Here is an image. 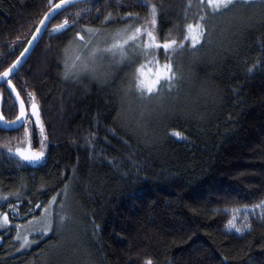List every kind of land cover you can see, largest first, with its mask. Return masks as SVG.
Listing matches in <instances>:
<instances>
[{"label": "trees", "instance_id": "16d2710c", "mask_svg": "<svg viewBox=\"0 0 264 264\" xmlns=\"http://www.w3.org/2000/svg\"><path fill=\"white\" fill-rule=\"evenodd\" d=\"M153 2L165 5L164 28L174 35L197 12V0L187 9V0ZM48 7V0H0V71L23 50L13 41L26 43ZM125 12L143 18L148 9L90 0L63 10L50 27L65 16L76 26L63 36L45 32L12 77L22 97L35 91L49 144L37 166H17L0 151V193H22L16 214L8 207L14 198L0 201L12 221L0 228V264H264V220L252 217L247 234L222 229L228 207L264 200V8L241 5L211 17L197 55L175 54L183 73L175 91L150 99L126 93L127 69H113L104 86L65 80L62 50L71 34L83 24L122 27L129 21H102ZM0 98L11 119L17 109L5 85ZM23 133L0 126V149L25 146ZM38 136L34 129L35 148ZM65 184L71 220L63 232L29 233L34 243L20 248L15 224L40 216Z\"/></svg>", "mask_w": 264, "mask_h": 264}, {"label": "snow or ice", "instance_id": "6c2138e0", "mask_svg": "<svg viewBox=\"0 0 264 264\" xmlns=\"http://www.w3.org/2000/svg\"><path fill=\"white\" fill-rule=\"evenodd\" d=\"M134 2L148 9L145 17L142 18L139 13L133 12H125L115 17L109 13L104 16L102 23H112L117 19L127 20L129 23L114 30L83 24L80 25L79 30L71 34V39L62 50L65 69L62 75L65 80L78 82L81 78L87 77L104 86L113 69H127L124 73L127 83L122 85L126 93H135L141 98L150 99L151 95L160 96L169 90L175 91L183 79L175 54L187 51L194 57L197 55L199 48L209 42L211 33L206 24L211 17L227 13L241 5L264 8V0H197V12L193 22L184 24L174 35L172 28H164V25L169 23V17L162 2L156 3L153 0H134ZM48 3L50 7L36 24L35 31L30 33L32 39L24 43L22 37H17L13 45L19 42L23 44V50L0 71V84H4L8 94L12 96L10 107L17 109L11 119L7 118L2 110L3 99L0 98V124L7 126L8 131L23 127V136L27 142L26 147L5 146L0 151L5 152L9 159H15L17 166H23L25 163L36 165L44 160L49 140L35 91L25 89V95L22 97L21 91L17 89L11 77L18 75L24 63V57L32 50V46L38 42L44 32H48L50 36H63L78 22L77 19L70 21L65 16L61 22L53 24L49 29L48 24L51 20L70 6L72 0H58V2L48 0ZM191 6L192 0H187L185 8ZM97 13L99 14V10ZM185 19H187V11H185ZM134 21L140 22L134 23ZM246 27L247 25L241 24L239 31H243ZM149 65L152 67H147ZM257 65L250 67L248 71H252ZM34 129H38L39 148L32 146ZM110 131L114 130L110 129ZM173 135L179 137L181 133L173 132ZM44 188H47V185L42 183L40 189ZM68 188L69 185L65 184L63 189L52 195L43 205L40 216H32L23 224H15L14 240L19 243L20 248H27L34 243L29 233L43 236L48 233L60 235L63 232L65 225L71 220L66 206ZM21 196L20 190L0 193V199L7 201L8 198H14L16 200L15 205H8L9 209L14 210V214L18 212ZM253 207L264 209V200ZM235 211L233 210L234 214L226 222V231L247 234L252 228L248 216L245 215L237 222ZM11 223L7 211L0 213V228L7 227ZM92 226L94 229L99 227L94 219ZM145 264H153V260L148 258Z\"/></svg>", "mask_w": 264, "mask_h": 264}, {"label": "rangeland", "instance_id": "374dc122", "mask_svg": "<svg viewBox=\"0 0 264 264\" xmlns=\"http://www.w3.org/2000/svg\"><path fill=\"white\" fill-rule=\"evenodd\" d=\"M100 28H105V29H109V30H114L120 27H116L111 29V25L110 24H106L104 26H101ZM3 199H0V201H2ZM258 203L255 204H245V205H240V206H233V207H228L227 211L229 212V218L234 214L233 210L235 211V215L237 218V222H239L240 220H242L244 218L245 215L248 216V219L250 220L252 217L254 218H259L261 220H264V216H262V213H264V209H260L257 207H253L254 205H257ZM222 229L224 231H226V223L223 225ZM227 232V231H226ZM235 233V232H232ZM239 234V233H237ZM1 241V239H0ZM145 264V263H144Z\"/></svg>", "mask_w": 264, "mask_h": 264}, {"label": "water", "instance_id": "95a60500", "mask_svg": "<svg viewBox=\"0 0 264 264\" xmlns=\"http://www.w3.org/2000/svg\"><path fill=\"white\" fill-rule=\"evenodd\" d=\"M85 1H90V0H72V4H71L70 6H68V7H66L65 9H67V8L73 6V5H76V4H78V3L85 2ZM65 9H64V10H65ZM53 19H54V18H53ZM53 19H52V20H53ZM52 20H51V22H52ZM50 24H51V23L48 24V28H49ZM44 34H45V32L40 36L38 42H37L34 46H32V50H31V51H30V52L24 57V63H23V65H22V67L25 65V63L27 62L28 58L30 57V55L32 54V52L34 51V49L37 47V45L39 44V42H40V40L42 39V37L44 36ZM30 39H32V36H31ZM20 69H21V68H20ZM2 85H3V84H0V87H1ZM0 126H2V127H4V128L7 129V126H5V125H3V124H0ZM26 146H27V144H26L24 147H26Z\"/></svg>", "mask_w": 264, "mask_h": 264}, {"label": "bare ground", "instance_id": "6f19581e", "mask_svg": "<svg viewBox=\"0 0 264 264\" xmlns=\"http://www.w3.org/2000/svg\"><path fill=\"white\" fill-rule=\"evenodd\" d=\"M60 13H61V12H60ZM55 17H56V16H55ZM52 21H53V20H52ZM51 23H52V22H51ZM49 29H51L50 26H49ZM34 50H35V49H34ZM33 52H34V51H33ZM33 52H32V53H33ZM31 55H32V54H31ZM31 55H30V56H31ZM29 58H30V57H29ZM29 58H28V59H29ZM27 61H28V60H27ZM25 64H26V63H25ZM21 68H22V67H21ZM11 78H12V77H11ZM3 85H4V84H3ZM43 161H44V160L40 161L39 163H37L36 165H33V166H37V165L41 164ZM30 165H31V164H30Z\"/></svg>", "mask_w": 264, "mask_h": 264}]
</instances>
